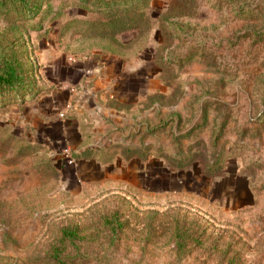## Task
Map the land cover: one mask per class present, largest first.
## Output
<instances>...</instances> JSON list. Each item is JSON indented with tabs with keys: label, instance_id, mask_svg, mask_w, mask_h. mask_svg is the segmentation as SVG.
I'll return each instance as SVG.
<instances>
[{
	"label": "rangeland",
	"instance_id": "1",
	"mask_svg": "<svg viewBox=\"0 0 264 264\" xmlns=\"http://www.w3.org/2000/svg\"><path fill=\"white\" fill-rule=\"evenodd\" d=\"M26 1L0 0V58L29 83L0 96V264H47L66 225L83 235L68 264H264L260 23L226 0ZM100 54L152 74L92 149L106 171L91 180L51 151L43 120L68 115L40 100L56 63Z\"/></svg>",
	"mask_w": 264,
	"mask_h": 264
},
{
	"label": "crops",
	"instance_id": "2",
	"mask_svg": "<svg viewBox=\"0 0 264 264\" xmlns=\"http://www.w3.org/2000/svg\"><path fill=\"white\" fill-rule=\"evenodd\" d=\"M142 64V61L129 62L114 54H100L77 58L69 63L63 60L54 65L51 75L54 87L49 93L45 92L40 100V109L45 118H49V113L53 110H61V113L68 116L52 121L44 119L46 125L40 132H49L47 139L52 146L51 151L63 154L66 174L69 173L70 165L77 164L79 169L75 174L84 179L92 180L106 171L95 158L73 157L71 149L79 153V150L97 149L106 140L113 142L107 139V134L115 116L124 117L119 107L135 102L144 93L152 74L148 71L149 63ZM90 101L92 107L89 105ZM88 124L92 126L89 127ZM53 126L57 127L55 133ZM86 128L91 129L86 132ZM97 131L102 136L95 135ZM67 155L72 162L67 161ZM115 174V177L123 176L130 182L136 177L127 164L118 166Z\"/></svg>",
	"mask_w": 264,
	"mask_h": 264
},
{
	"label": "trees",
	"instance_id": "3",
	"mask_svg": "<svg viewBox=\"0 0 264 264\" xmlns=\"http://www.w3.org/2000/svg\"><path fill=\"white\" fill-rule=\"evenodd\" d=\"M19 4L21 10H30L26 0H14ZM236 12L239 18L260 23V28L254 33L259 39L264 38V0H226ZM23 69L19 59L13 53L0 58V96L8 93L18 94L24 90L29 83L24 77ZM28 95V94H27ZM31 97V96H30ZM97 150L84 149L73 155L75 158H90L97 154ZM179 160V159H178ZM216 163H212L210 168L215 169ZM104 219L105 226L112 228V219ZM113 226V225H112ZM58 238L52 242L44 259L47 264H68L67 246L74 244L83 238L77 226H62L59 229Z\"/></svg>",
	"mask_w": 264,
	"mask_h": 264
},
{
	"label": "built area",
	"instance_id": "4",
	"mask_svg": "<svg viewBox=\"0 0 264 264\" xmlns=\"http://www.w3.org/2000/svg\"><path fill=\"white\" fill-rule=\"evenodd\" d=\"M70 60H71V59H70ZM61 115H62V114H61ZM65 152H67V151H65ZM66 159H67L68 162H72V160L70 159V157H69L68 155H67V158H66Z\"/></svg>",
	"mask_w": 264,
	"mask_h": 264
},
{
	"label": "water",
	"instance_id": "5",
	"mask_svg": "<svg viewBox=\"0 0 264 264\" xmlns=\"http://www.w3.org/2000/svg\"><path fill=\"white\" fill-rule=\"evenodd\" d=\"M89 105H90V107H92V103H91V101H90Z\"/></svg>",
	"mask_w": 264,
	"mask_h": 264
}]
</instances>
